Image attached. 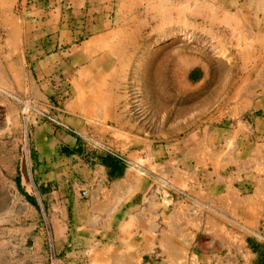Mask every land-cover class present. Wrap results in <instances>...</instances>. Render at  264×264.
Segmentation results:
<instances>
[{
    "label": "crops",
    "instance_id": "crops-1",
    "mask_svg": "<svg viewBox=\"0 0 264 264\" xmlns=\"http://www.w3.org/2000/svg\"><path fill=\"white\" fill-rule=\"evenodd\" d=\"M21 4L22 96L125 160L35 114L25 146L0 147V170L47 219L45 263L264 264V0ZM138 51L143 73L175 57L207 89L206 113L174 141L119 113L113 75Z\"/></svg>",
    "mask_w": 264,
    "mask_h": 264
},
{
    "label": "rangeland",
    "instance_id": "rangeland-1",
    "mask_svg": "<svg viewBox=\"0 0 264 264\" xmlns=\"http://www.w3.org/2000/svg\"><path fill=\"white\" fill-rule=\"evenodd\" d=\"M25 1L4 0L0 5V147L5 145L9 150L18 140L26 145L28 118L34 116L27 106L29 100L22 96L23 67L17 40L21 32L20 6ZM141 51L137 52L135 65L118 79L124 81V88L114 91L119 97V113L137 130L165 142L174 141L194 128L211 99L207 89L193 91L182 74L174 72L177 58L170 56L162 58L168 61L167 71L164 67L152 68L146 87ZM160 58L155 57L152 63H159ZM13 177L12 170H0V264H46L48 251L43 245L47 219L33 215L19 199Z\"/></svg>",
    "mask_w": 264,
    "mask_h": 264
},
{
    "label": "built area",
    "instance_id": "built-area-1",
    "mask_svg": "<svg viewBox=\"0 0 264 264\" xmlns=\"http://www.w3.org/2000/svg\"><path fill=\"white\" fill-rule=\"evenodd\" d=\"M28 108H30L32 110V112L39 118L45 120L47 123H49L51 126L58 128L70 135H73L79 139H81L83 142H85L86 144H88L93 150L95 151H102V152H106L108 153L110 156H112L113 158L119 160V161H123L125 162V160L121 157V155L111 151L110 149H108L105 145H103L102 143L96 141L95 139H93L92 137L84 134V133H80L78 131H76L75 129L63 124L60 120L56 119L54 116L49 115L48 113L42 111L41 109L37 108L36 106L32 105L29 102V105L27 103ZM85 194V193H82Z\"/></svg>",
    "mask_w": 264,
    "mask_h": 264
},
{
    "label": "bare ground",
    "instance_id": "bare-ground-1",
    "mask_svg": "<svg viewBox=\"0 0 264 264\" xmlns=\"http://www.w3.org/2000/svg\"><path fill=\"white\" fill-rule=\"evenodd\" d=\"M4 2V0H0V5L2 4ZM121 60H122V58H121ZM120 60V61H121ZM149 62V64H150V60L148 61ZM147 62V63H148ZM186 64V63H185ZM147 65V64H146ZM179 65V64H178ZM121 66V65H120ZM176 66V65H175ZM146 67V66H145ZM121 70H123V69H121ZM143 71H144V69H143ZM113 72V71H112ZM116 72V71H115ZM114 72V73H115ZM122 72V71H121ZM116 74V75H115ZM113 76H115V77H122V75L121 74H117V73H115ZM123 74V73H122ZM142 74H144L142 77H143V79H144V81H143V84H145V86L147 87L148 85H147V82H148V73H142ZM113 78V77H112ZM116 79V78H115Z\"/></svg>",
    "mask_w": 264,
    "mask_h": 264
}]
</instances>
